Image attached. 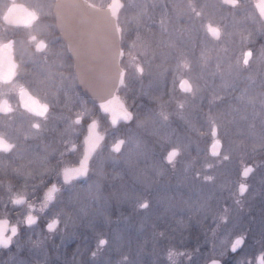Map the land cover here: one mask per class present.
Segmentation results:
<instances>
[{
    "label": "flooded vegetation",
    "instance_id": "1",
    "mask_svg": "<svg viewBox=\"0 0 264 264\" xmlns=\"http://www.w3.org/2000/svg\"><path fill=\"white\" fill-rule=\"evenodd\" d=\"M82 1L97 9L108 8L112 2V0H108L107 3H104V0ZM120 2L124 5L118 14L121 49L124 53L120 65L126 70L124 79L126 86L121 88L119 93L122 96L128 94L124 101L134 120L122 123L113 130L107 122L108 118L105 119L100 109L81 92L67 44L61 39L56 28L55 1L0 0V44L12 42L9 55L15 64L14 83L24 85L32 95L48 105L46 117H35L22 106L18 95L9 92L12 85L0 82V93L8 94L7 98L13 108L10 113L0 112V134L15 145L10 152H0V220H8L10 225L17 224L25 217V211L29 212L28 203H31L34 206L32 215L35 223L30 227L26 224L22 227L18 225V235L13 241L32 239L35 234L32 236L28 232L30 228L43 227L44 232L53 239L51 259L55 264H119L121 235L123 240H126L125 249L128 248L127 240L135 245V248L125 250L131 255V259L133 257L135 261L133 264H151L153 246H156L154 250L158 256L156 264H200L197 262L196 252L199 250L198 244L201 242L199 237L203 231L196 222L184 223L183 219L179 222L181 217L172 215L165 217L150 215L146 220H143V216L136 215L132 203L134 201L129 199L133 197V193L128 192L129 195L124 196L122 189L126 184L120 183L121 178H115L121 175L119 172L123 167L117 162V158L125 143L120 152L112 150V145L117 140L122 139L126 142L128 137L125 134L116 137L109 131L114 132L120 130L121 126L130 125L138 116L144 119L147 110L155 117L161 113L167 116V120L163 122L177 129V139L196 140L200 155H204L202 148L204 143L212 140L210 135L212 121L217 127L220 146L223 138L224 142L228 138L220 135L219 124L225 125L224 127L231 126L237 134L244 131L246 135L245 130H250L254 137L257 136L251 138L252 142L263 141L264 20L255 7L257 0H239L235 8L224 4L223 0H120ZM13 4L17 6L16 12L5 20L8 8ZM27 12H34L39 19L33 21L31 25H25L22 20ZM209 25L219 30V38L208 31ZM124 26L131 28L126 35ZM138 32H143L146 39H141ZM32 37H35V40H32ZM40 41H43L46 47L38 52L36 44ZM125 48H129L130 51L127 52ZM248 52L252 55L245 65L244 58ZM129 58L136 60L135 66L129 64ZM137 65L144 69L143 74L135 71ZM4 70L7 71V64ZM148 74L152 78L162 75L167 79L161 97L139 95L138 84L135 81L128 84L126 80L128 76L134 80ZM177 76L180 80H187L193 92L182 91L180 83L178 88H172L169 81ZM190 76L194 79L193 83ZM190 95L193 96L192 99L188 97ZM195 102H198V105L194 108ZM77 116L81 117L80 124L74 123ZM190 116L193 118L192 122ZM92 120L97 121V133L105 135V138L94 152L87 177L64 184L63 170L78 167L83 158L84 139ZM36 123L40 125L39 128L33 127ZM106 123L108 126H105ZM207 124L210 127L208 130L205 128ZM185 133L190 136H186ZM105 147H110L116 157L114 162H106L105 167L106 170L110 168V172H106V179H111L113 183L100 185L103 192L106 191L104 195L112 202V223L106 227L98 224L93 226L91 231L84 224L87 217L91 215L96 217V207L91 209V206H87L96 190L95 188L89 190L88 188L92 186L86 185V182L94 178L92 163ZM157 147V142H147L148 166L151 164L152 155L157 157L159 153L161 155ZM210 147L211 145L207 147L208 154L212 156ZM220 150L221 147L219 152ZM257 156L259 161H264V148L258 151ZM215 157L218 156H212ZM150 170H147V184H150L154 175ZM24 173L30 175L25 178ZM130 175L132 176V172ZM130 175L126 173V181L129 183L127 185H133L135 193L144 189L147 195L151 196L149 189L141 187V182L133 180ZM182 175L184 174L181 173ZM191 175L200 177L197 164L191 170ZM249 176L241 182L247 185L246 192L249 190L246 182ZM103 178L100 175L95 177V180L101 181ZM53 184L59 191L55 193V199L41 211L45 195ZM257 187L260 192L253 205L256 206L259 218L264 221L262 174ZM17 192L25 195L28 203L13 205L11 203L13 196L9 198V195ZM68 217H79L82 225L76 234L77 238L60 251L59 230ZM53 219H58L59 224L55 231L50 232L47 230V224ZM243 238L245 243L246 236ZM100 239H105L108 243L98 247ZM171 240L176 241L170 244ZM143 241L144 246L140 244ZM175 245L181 246V251H173L171 246ZM170 251L179 255L173 256L170 263L160 259V255L163 256ZM260 253L258 252L257 256ZM22 257L14 253L13 243L8 249L0 250V264H17ZM223 264L231 263L227 261Z\"/></svg>",
    "mask_w": 264,
    "mask_h": 264
},
{
    "label": "rangeland",
    "instance_id": "2",
    "mask_svg": "<svg viewBox=\"0 0 264 264\" xmlns=\"http://www.w3.org/2000/svg\"><path fill=\"white\" fill-rule=\"evenodd\" d=\"M107 2L108 0H104V3ZM52 5L53 2L51 1L50 7ZM123 28L126 32L125 35L127 31L130 32V27L124 26ZM138 34L141 39H146L143 32H138ZM125 49L127 52L130 51L129 48ZM128 62L132 66L136 65V60L129 58ZM186 63H189V61H186ZM126 80L128 84L135 81L138 84V94L144 97H152L154 95L161 97L167 81L162 75L152 78L149 74L134 80L128 76ZM190 80L193 83L194 79L191 76ZM169 83L172 88H178L180 77L177 76L170 79ZM193 87L197 88V86ZM192 95L188 97L192 99L194 96ZM127 97L128 94L126 93L122 99L125 100ZM195 103L194 108L198 105V102ZM139 113L138 115H140ZM191 117L190 122L193 121ZM163 121L162 115L155 117L145 110L144 119H140L138 116V119H135V122L130 125L121 126L120 130L117 129L114 132L109 131L116 137L123 134L128 137L126 138L124 149L117 158V162L123 167L120 168L119 173L121 175L115 177L116 179L121 178V184H126V187L122 189L124 190L123 195L128 196V192L133 193V197L129 199L134 201L132 203L135 213L143 216V220H146L150 215H156L157 217L172 215L180 216L179 222L182 219L184 223L196 222L201 231H203V238L198 244L199 250L196 252V254L198 253L197 262L200 264H206L211 259H219L224 263L230 261L231 264H249V262L255 264L257 253L264 250V221L259 218L256 206L253 205L257 200V196H259L260 189L257 186L260 182L261 174L264 176V161H259L257 156L258 151L264 148V140L260 143L256 140L253 141L257 143L252 142L251 138H257V136L254 137L250 130H245L246 135L244 131L237 134L231 126L224 127L225 125L219 124L220 135L228 139L224 142L225 139L223 138L222 146H220V155L212 158L208 154L207 148L211 145V139L204 143L202 147L204 155H200L199 144L196 140L186 138L182 141L177 139V129L173 125L164 124ZM208 126L209 124L206 125V130L210 128ZM192 129H195V127H192ZM185 134L190 136L187 133ZM148 141L157 142V150L161 152L159 157L151 156L150 166L147 165L148 155L146 154ZM173 148H177L180 154L176 157L174 165H170L166 162L165 156L169 149ZM100 154L95 159V162L92 163L94 178L86 182V185L92 186V188H88L89 190L93 188L96 190L92 194V201L87 204V206H91V209L96 207V217L94 218L92 215L87 217L84 224L91 231L93 226L98 224H103L106 227L112 223V202L104 195L106 191L103 192V188L100 185L106 186L113 183H111V179H106V172H110V168L106 170L105 167L106 162H114L113 160L116 157H114L110 147H105ZM224 156L229 157V159L224 160ZM196 164L200 172L199 178L191 175V170L196 167ZM208 165H212V167L209 168L207 167ZM248 166H253L255 170L249 176L248 181H246L249 185V190L244 196L240 197L239 183L243 180L240 176L243 168ZM148 169H151L150 171L154 174L150 184H147L146 180ZM128 171L132 172V176L130 175L131 172ZM126 173L133 180L141 182V187L149 189L151 196H148L144 189L139 193H135L133 190L134 186L131 184L130 186L127 185L129 183L128 180L126 181ZM181 173L184 175L181 176ZM29 175L24 173L23 177L27 178ZM100 175L104 177V180H95V177H100ZM206 177H211V179H206ZM95 185L97 187H94ZM17 194L19 193H10L9 198ZM143 202L149 203L148 208L139 207V204ZM27 214L28 212L25 211L24 216ZM23 220L24 218L21 221ZM81 222L79 217L65 218L64 225L59 230L61 235L59 236L60 245L58 249H61L60 251H63L69 246L70 242L77 238L78 235L76 236V234L80 225H82ZM19 226L22 227L23 223L19 224ZM28 232L32 236L35 234V237L13 241L14 253L23 256L17 264H55L51 259L53 239L44 232L43 227L30 228ZM244 236L246 238L242 250L230 254L228 249L236 240L235 238ZM173 241L176 240H171L170 244ZM125 243L126 240H123L121 235L119 239V249H121L119 251V264H133L135 262L133 257L131 259V255L125 250L131 247L135 248V245L130 244L131 241L127 240L128 248L125 249ZM144 243L145 241L140 244L144 246ZM154 247L156 246L152 247L150 256L151 264H156L158 259ZM171 249L179 252L182 247L175 245L171 246ZM168 254L165 253L159 257L170 263ZM140 256L142 255L140 254Z\"/></svg>",
    "mask_w": 264,
    "mask_h": 264
},
{
    "label": "snow or ice",
    "instance_id": "3",
    "mask_svg": "<svg viewBox=\"0 0 264 264\" xmlns=\"http://www.w3.org/2000/svg\"><path fill=\"white\" fill-rule=\"evenodd\" d=\"M223 3L226 5H230L233 8L237 7L239 4V0H223ZM123 4L120 0H112V2L108 5V13H110L111 17L115 18L118 16V13L121 8H123ZM255 7L258 9L260 17H264V0H257ZM17 6L13 4L11 7L8 8V15L4 17L5 20H8L9 17L16 12ZM199 15V14H198ZM39 17L34 12H27L25 18L22 22L25 25H31L33 21L38 20ZM117 32L120 29L117 27ZM208 31L219 38V30L213 28L211 25L208 26ZM32 40H35V37H32ZM12 47V42L9 41L5 44H0V82L7 83L12 85L10 87L9 92L15 93L19 96V100L22 106L35 117H46L48 113V105L46 103H42L39 99H37L34 95H32L28 89L22 84H15L14 77L16 76L15 73V64L12 63L11 57L9 55L10 50ZM46 45L43 41H40L36 44V50L39 52ZM124 55L123 50H118L116 57H114V62L118 58H122ZM252 55L251 52L245 54L244 64H248V58ZM5 64H7V71L5 72ZM118 67V80L113 82L112 89L113 91L108 93V96L102 98V102L99 104V108L109 115L111 123L113 126L118 124L120 121H124L126 123L131 122L134 120L133 114L125 107L124 103L120 101V98L115 93L119 91V89L124 85V78L126 75V70L124 68ZM187 67V65H185ZM135 71L143 74L144 69L140 66L135 67ZM180 88L182 91L185 92H193L191 84L187 80H180ZM7 93H0V112L3 113H10L13 111L12 105L7 98ZM181 107H183L181 105ZM164 120H167V116L161 113ZM81 117L77 116L76 120L74 121L75 124H80ZM98 126L96 120H92V122L88 126V134L85 136L84 139V155L83 158L79 162V166L76 168H65L63 170V182L64 184L70 183L72 180L77 179L82 176H86L88 172V161L91 159V154L94 153L97 148L100 146L104 137L99 135V133L94 132ZM34 128H39L40 125L38 123L33 125ZM210 135L212 137V144L210 147V152L212 156H219V147L221 145V141L217 138V127L215 122H211L210 128ZM125 143L124 140H117L112 145V150L115 152H120L122 145ZM15 147L14 144L10 143L2 134H0V152H10ZM179 150L177 148H173L171 151L167 153L166 161L170 165H174L176 157L179 155ZM224 160H227L228 157L224 156ZM209 168L212 165H208ZM252 171L251 167H244L241 173L242 177L247 178L249 173ZM206 179H211V177H206ZM247 190V185L245 183L239 184V193L242 196ZM59 189L55 184L51 186L48 192L45 195V200L42 203L41 211H43L48 203L55 199V193H57ZM11 203L13 205H23L28 203L27 198L23 194H17L15 197L11 199ZM148 203L143 202L139 204L140 208H148ZM34 206L31 203H28V214L24 217L23 221H18L17 224H13L9 226L7 220H0V247L8 248L13 243V238L18 235V225L19 224H26L27 226H31L35 223V219L32 215V210ZM59 224L58 219H53L47 224L48 231H55L56 226ZM10 233V234H9ZM243 237H237L236 240L232 243L231 250L236 252L238 248L243 244ZM108 242L105 239H100L98 242V247H103ZM95 255V253H94ZM179 255L178 253L169 252V259L172 260L173 256ZM213 264H216L213 261ZM251 264V262H249ZM256 264H264V252H261L256 257Z\"/></svg>",
    "mask_w": 264,
    "mask_h": 264
},
{
    "label": "water",
    "instance_id": "4",
    "mask_svg": "<svg viewBox=\"0 0 264 264\" xmlns=\"http://www.w3.org/2000/svg\"><path fill=\"white\" fill-rule=\"evenodd\" d=\"M54 1L56 28L61 39L67 44L72 62L74 63V72L76 73L79 87L82 90L81 92L99 107L102 98L108 96V93L113 91V82L118 80L117 65L121 68V58H118L114 62V57H116L118 50H121V28L118 25V16L113 18L108 13L107 7L105 9H97L89 4H85L82 0ZM262 19L264 20V17ZM12 22L15 23L14 20ZM117 27L120 29L119 32L116 31ZM122 87H125V80ZM115 94L119 96L120 101L127 108L118 92ZM100 111L103 113L101 109ZM103 114L108 116V122L113 130L121 123H126L120 121L113 126L109 115L106 113ZM94 132H97V129H94ZM101 136L105 138V135ZM93 155L94 153L91 154V159ZM91 159L88 161V172ZM251 168L253 171V167ZM86 177L87 175L77 179H84ZM240 177L246 179L242 175ZM239 196L242 197L240 193ZM9 226L11 225L9 224ZM242 246L243 244L238 250ZM8 248L0 247V250ZM228 250L234 253L231 247ZM213 261L216 264H223L217 259L210 260L207 264H213Z\"/></svg>",
    "mask_w": 264,
    "mask_h": 264
},
{
    "label": "trees",
    "instance_id": "5",
    "mask_svg": "<svg viewBox=\"0 0 264 264\" xmlns=\"http://www.w3.org/2000/svg\"><path fill=\"white\" fill-rule=\"evenodd\" d=\"M127 99V98H126ZM106 119V118H105ZM106 121V120H105ZM105 126H108V124L106 123V125ZM200 239H201V241H202V232H201V234H200V237H199Z\"/></svg>",
    "mask_w": 264,
    "mask_h": 264
}]
</instances>
